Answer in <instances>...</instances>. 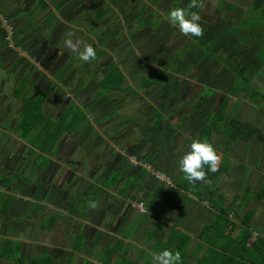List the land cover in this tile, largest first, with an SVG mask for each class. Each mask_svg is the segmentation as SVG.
I'll use <instances>...</instances> for the list:
<instances>
[{"label": "crops", "instance_id": "1", "mask_svg": "<svg viewBox=\"0 0 264 264\" xmlns=\"http://www.w3.org/2000/svg\"><path fill=\"white\" fill-rule=\"evenodd\" d=\"M105 1L0 0V20L4 28H7L10 38L16 40L20 46L16 51L23 58L19 65L27 69L25 85L28 87V93L25 96L27 103L24 101L18 109L19 113L6 116L3 123L7 122V126L1 124L4 130L0 129V215L2 218L7 221L8 216H15L12 221L14 226L19 225L18 228L26 232L30 228V223L33 226L37 224L36 228L40 235V231L44 230L52 233L53 237L57 234L64 236L72 245L69 249H65L67 251L64 257L52 260L53 264H105L107 257L103 251L118 240L126 243V256L120 264H153L149 253L164 250L163 243L176 231L179 235L186 233L190 237L184 248L189 256L186 264L196 262L200 264L207 245L200 241L199 234L204 225L214 217L215 206L224 207L229 211L230 219L236 223L232 231L234 237H239L244 229L241 225L243 213L253 209L254 213L250 221L252 238L248 243L258 234L264 236V206L262 205L264 200L258 202L252 198V195L264 184V171L261 169L263 166L259 160L250 166L236 162L234 157L229 155V173L222 179L215 193L205 191L201 199L178 186V182L184 179V173L179 166L180 159L190 150V144L194 140L185 131L188 126L183 128L180 125L184 119H187V113L172 112L175 122L180 119L179 125L160 136L159 148L154 147L157 145L156 142H152L150 147L154 151H165L164 155L158 153L152 155V159L155 160L152 162L155 166H159L157 171L164 175L163 179L159 177L157 179L156 174L154 176L146 171L141 175L142 177L136 174L137 176L128 179L129 166L123 158L122 163L118 161L114 164V153L110 157L103 158L106 159L105 162L98 163V157L92 154L94 159L89 155V158L87 157L89 162L86 160L82 163L81 160L90 152L86 148L85 138L80 136L82 132L83 134L88 132V128L84 129L86 121L79 127L62 134L54 146L52 156L43 155L47 157L46 162H36V153L38 155L41 153L30 143V139L34 135L38 138L36 134L40 126L28 132L27 140L25 137H20L24 131L18 123L29 102H33L49 88L40 105L43 119L49 117L55 121L74 103V106L78 105L86 111L87 115L90 111L96 113L98 119L101 118L97 110L101 108L104 119L108 120L109 115L105 112H107L108 99H111L109 94L117 92L116 95L119 96L121 92L112 87L102 90L101 82L108 71L117 65L127 77V81L122 84L124 87L126 86L124 83L129 81L128 76L131 70L137 69V66L132 64L128 69L129 72H126L123 65L130 63L133 58L138 60L141 54L145 56L142 59L145 64L150 66L154 64L152 49H149L147 55L141 50L149 44V47L152 46V0H109L113 9H108L104 4ZM33 14H36L35 17L32 16ZM161 34L163 33H160V36ZM146 37L150 41L147 40L148 44L142 45V40ZM69 38L92 44L97 53L96 58L88 63L79 60L78 53L72 52L64 44V41ZM123 38L125 42L122 43L120 40ZM111 46L115 47L113 49L116 51L111 49ZM128 48L131 50L128 51ZM133 48L138 55L133 52ZM145 68L148 69L146 65ZM143 76L148 77L142 75L140 80ZM94 80L97 89L90 93L91 87L88 84L90 82L92 84ZM251 84L256 89H264V65L252 78ZM32 91L36 93L32 94ZM243 97V100L240 98L238 101L249 106L250 110L259 108L264 111V107L255 105L245 96ZM71 99L77 103L72 102ZM94 101H96L95 104H93ZM234 105H237L236 100ZM91 106L100 107L96 110ZM234 107L237 110V106ZM245 121L263 127L252 114L246 116ZM99 123L101 126L108 125L107 121L99 120ZM184 123L187 124L185 121ZM110 133H113V130ZM98 137L100 139L101 136ZM214 137L213 135L212 139ZM177 140L180 144L174 148ZM99 142L98 140L97 145H100ZM238 144L239 142L234 145V148ZM256 144L261 148L260 158L262 159L264 147L261 143ZM180 145L183 146L184 151L178 155L175 150L180 151ZM215 148L220 153L219 148L221 149L222 145L216 143ZM68 149L70 154L66 156ZM99 150L101 147H98L96 153L98 156L101 155ZM116 155L120 158V155ZM98 166H101L102 170L97 173ZM244 171H248L246 177L250 174L256 184L260 181L259 188L255 187L252 190L243 187V182L238 178L241 175L244 179ZM24 176L31 178L26 179ZM116 176V183L107 186L111 178ZM153 176L156 179L152 178ZM66 183L68 184L65 186ZM81 184L83 187H77ZM239 184L243 191L237 190ZM126 185L129 187L124 190L123 187ZM242 194L249 195L247 199H243L242 206L237 212L236 209L240 206H236L239 199L236 198L235 203L233 200ZM12 199H15V203L11 208ZM8 200L10 202L7 205ZM90 201H96L98 207L90 208ZM136 201H143L145 213L131 206ZM75 203L79 206L76 207ZM48 217H54L53 225L50 229H43L42 223ZM2 237L14 238L13 235H2ZM14 239L20 240L21 246L26 240L22 237ZM78 239L83 245L81 250L74 248V241L77 242ZM44 245H46L45 242ZM83 247L88 248L85 254ZM44 253L47 254L46 250ZM22 259L19 263L27 261L26 258ZM113 261L114 259L110 264H113Z\"/></svg>", "mask_w": 264, "mask_h": 264}, {"label": "trees", "instance_id": "2", "mask_svg": "<svg viewBox=\"0 0 264 264\" xmlns=\"http://www.w3.org/2000/svg\"><path fill=\"white\" fill-rule=\"evenodd\" d=\"M160 1L152 0V3L157 4ZM179 4L189 11H198L200 15H203L202 9L189 8L190 0H186L185 5ZM217 9L219 15L216 19L209 20L201 17L200 23L204 29L201 37L186 36V46L174 53L163 64L159 75L153 79L142 77L140 80V85L145 90H149L153 86L159 87L158 102L150 115L152 123L144 132L147 139L153 143L157 142L166 131H171L179 125L180 119L178 122L172 121L174 118L172 112L180 101L181 78L185 76L182 72L185 71L187 75L192 74L190 78L199 85L196 95L188 106L187 126L196 131L193 139H207L215 146V143L210 140L213 135H217L222 145L219 171L211 173L205 166V170L208 171L209 183L196 182L193 184L185 178L178 182L180 188L192 192L200 199L205 191L215 193L222 179L229 173L230 163L227 151L239 140L247 141L255 138L264 147V129L256 124L238 119L235 115V107L230 112L228 123L224 125L231 98L235 97L237 103L243 94L250 102L264 107V89H256L251 84L252 78L264 65V0H248L245 6L240 7H236L235 3L227 0H218ZM168 13H166V19ZM155 29L153 28L152 31ZM126 79V74L116 65L108 71L101 82L102 90L112 87L118 91H131L132 85L122 87ZM48 91L49 88L33 102L28 103L25 113L18 122L24 131L20 137L28 136L29 131L40 126L36 134L38 138L34 135L30 139V143L36 146L44 156H50L62 134L83 124L87 115V112L81 107L72 104L55 121L49 117L43 119L40 105ZM37 142L40 143L37 144ZM261 169L264 171V167ZM143 170L145 169L141 166L140 173ZM141 175L140 177H142ZM116 180L117 176L111 178L106 185L111 186L116 183ZM128 187L129 185H126L123 189L127 190ZM248 195L242 194L234 198V203L236 198L239 199L236 206L240 205L236 211L239 210L243 199H247ZM5 198L7 199L8 196ZM252 198L258 202L264 200V184L252 195ZM253 213V209H248L243 213L241 225L244 229L239 237H234L232 231L236 227V223L230 219L229 211L224 207L215 206L214 217L204 225L199 234L200 241L207 245L200 264H264V236L258 234L248 243L252 238L250 221ZM44 220L42 228L50 229L54 217ZM178 233L176 231L173 235H169L163 243V247L180 251L182 257L180 264H186L189 256L184 248L190 237L186 233L180 235ZM125 244V241L118 240L111 247L105 249L103 251L107 257L104 261L105 264H110L112 259H114L113 264H120V261L126 256ZM4 257L16 262L23 260L20 240L1 236L0 260ZM30 260L32 264L51 262L45 253L39 256L32 255ZM195 264H199V262Z\"/></svg>", "mask_w": 264, "mask_h": 264}, {"label": "rangeland", "instance_id": "3", "mask_svg": "<svg viewBox=\"0 0 264 264\" xmlns=\"http://www.w3.org/2000/svg\"><path fill=\"white\" fill-rule=\"evenodd\" d=\"M227 1L235 3L236 7L245 6V4H247L248 2V0H227ZM179 3H183L185 5L186 0H161L157 4L152 3V26L153 28H156V29L152 31V46L149 47L150 45L149 44L145 46L144 49H141V50L143 54L147 55L148 52L150 51L149 49H152V62H154V64H152L153 66L145 64V62H143L142 60L145 58V56L141 54L138 60L133 58L130 61V63L123 65L124 66L123 69L126 72L127 71L129 72L128 69L131 67L132 64L137 66V69L131 70L130 76H128L129 77L128 83H131L133 85L132 86L133 92L132 91L122 92L120 90L121 92H119V96L116 95L117 92L115 94H109L111 95V99H108L109 102H107L108 104H106L107 112H105V114L108 113L107 115H109L108 120L104 119L102 115L103 109L99 108L100 106H96V107L91 106L92 108H95L96 110L99 108L97 112L99 113L98 115L100 116L101 119H98V117H96L95 115L96 113L94 114V112H91V111L88 115H86V122H85L86 126L85 128L84 127L83 128L85 130L88 128V132L85 134V143L87 144L86 148L90 152L89 154L84 156V158L81 160L83 161L82 163H85V161L87 160V157L89 158V155H90V158L92 157L94 159V156L92 154L98 157L97 159L98 163H100L101 161L105 162L106 159H103V158H106V156L110 157L111 154L114 153L113 154L114 164H117L118 161L119 163H122V158H123L126 162V165L129 166L128 168L129 175L127 176L128 179L133 178L136 174L140 176L141 174H144L145 171L147 173H152V175L154 176L156 174L157 179L158 177L159 179L164 178V175L161 174L160 171H157V168H159V166H155L154 163L152 162V161H155L154 159H152V155L154 153L164 155L165 151L164 150H159V151L152 150L150 148L152 147V141L147 139V136L144 135V132L148 129L149 126H151V123H152V120L150 119L149 115L152 113V111L154 110V106L158 102L157 95L159 92V87L153 86L149 88V90L143 89L140 85L141 84L140 76L146 75L149 78L153 79L154 77L159 75V73L161 72V69L163 68V64L168 59H170L174 53H176L179 50H182L186 46L187 37L184 36L179 31V29H176V26H173L172 24H170V22H168L166 19V13L169 12L172 8L182 7L181 4ZM202 3L204 4V7L201 10V12L203 13L201 17L203 16L204 18L209 19V20L216 19L219 15V11L217 9L218 0H202ZM104 4L106 5L108 9H113V7L111 6V2L109 0L108 1L106 0ZM35 15L36 14H33L32 16L35 17ZM160 33H163L161 34L162 36H160ZM147 36L149 37V33L147 34ZM148 37L142 40V45L144 43L148 44L147 43ZM11 40L12 39L8 35L7 30L4 28V24L0 20V47L2 45L8 47ZM120 41L122 43L125 42V38H123ZM121 42H119L120 46H122ZM164 42L166 45L165 44L163 45ZM110 48L113 49L115 47L111 46ZM102 49L105 52L104 47ZM113 50L116 51L115 49ZM129 50H131V48L130 49L128 48V51ZM133 52H135L134 48H133ZM136 54H134V56H136ZM144 64L148 67L149 70L145 68ZM181 69L183 70V68ZM182 74L185 76L181 78V84H180L181 93L179 95L180 101L177 104L178 106H176V108L173 109V111L176 114L180 112H182V114L189 112L188 106L190 105L193 97L196 95L199 89V85H197L194 82V80L190 78L192 74L187 75L185 74V71L182 72ZM95 80L94 82H92V84L91 82L88 84V86L91 87L90 93H92L94 90L97 89ZM128 83L126 82L124 84L127 85ZM135 91H137V93H135ZM115 95L118 97H116ZM243 96H244L243 94L240 96L242 100L244 98ZM235 100L236 98L234 97L230 102L224 125L228 123L232 107L237 106L235 115L238 119L245 121V117L252 114L253 118H255L256 121L264 127V111H261L259 108L250 110L249 106H247L246 104H243V102L241 101H238L237 105H234ZM71 101L73 102L75 100L71 99ZM95 103L96 101L93 102V104ZM99 120L107 121L108 125L107 126L102 125L104 127L103 128L101 124L99 123ZM187 120L188 119H184L182 121L183 123L180 124L183 128L184 126H187V124L184 123V121L187 122ZM172 121L175 122L174 120ZM5 124L7 126V122ZM5 124L2 123V126L3 125L5 126ZM2 126L0 127V129L4 130ZM181 126H179V128H181ZM81 128L82 127H80V129ZM99 128H101V131H99ZM112 130H113V133H110ZM185 131L188 132L189 137H193L196 134V131L190 128L188 129L186 128ZM97 135L101 136L100 137L101 140L99 139ZM80 136L81 137L84 136L83 132ZM216 136L210 141L214 142L215 144L218 143L220 145L221 140H219L218 136L217 137ZM64 137L62 138V140L64 139ZM25 138L27 140L29 139L28 137H25ZM98 140L100 141L99 142L100 145H97ZM238 142L239 144L235 148L233 146L231 149H228L227 151L228 155H231V157H234L236 162L246 163V164H249L250 166L254 165L259 160L261 162V166L264 167V157L262 159L260 158L261 148L256 144V143H259V141L253 138L247 141L239 140ZM111 143H114V144H111ZM175 143H176V146L174 148L178 147V144H180L179 140H177ZM155 144L157 145H154V147L157 146L159 148V145H158L159 141L156 142ZM98 147H101V150H99L101 154L100 156L96 155ZM182 147L183 146L179 148L180 151L175 150V152H177L178 155L180 152L182 153L184 151L182 150ZM86 148L84 149V153L86 151ZM219 150H220V153L222 154V148L221 149L219 148ZM31 153H36V152H31ZM36 154L37 156L35 160L37 163L47 161V157H44L43 154H41L42 156L38 155V153ZM116 154L120 155V158ZM158 154H156V156ZM147 163L148 164L150 163L149 165H151V167ZM141 166L144 167L145 169L143 170L142 173H140ZM114 167H116V165H114ZM258 167H260V165ZM97 169L99 170V171L98 170L96 171L97 173L102 170L101 166H98ZM82 170L84 171L85 169H82ZM96 172L94 174H96ZM243 174H244V179L242 178L241 175L238 178L241 180V182H243V187L250 188L252 190H254L255 187L259 188L260 181L256 184V181H254L250 177V174L248 177H246L248 175V171H244ZM237 175L238 174H236V176ZM154 176L152 178L156 179ZM21 177H23V175ZM24 177L26 179L31 178L30 176H24ZM124 180H126V176H124ZM67 184L68 183H66L65 186ZM77 187H83V184ZM237 190L243 191L242 186L240 184L238 185ZM14 203H15V199H12L11 208L13 207ZM75 205L76 207L79 206V204L77 203H75ZM141 205L143 209L138 208ZM262 205L264 206V203ZM131 206L134 209L139 210L141 213L146 212L143 201L133 202ZM8 217H7L8 218L7 221H5V219L2 218V216L0 215V238L2 235L3 236L13 235L14 238L22 237L26 239L27 241L24 240L23 245L21 246V257L26 258L27 261L25 263H19L18 261L16 262L12 260H10L11 262L10 261L8 262V258L4 257L3 259L0 260V264H32L30 260L32 255L33 254L38 255V256L42 255L45 252V250L47 252L48 257L51 260V262L48 264H53L52 260L54 259L57 260V259H61L62 257H64L65 251H67L65 249H69L72 245L69 243V241L66 238H64V236H60L59 234L53 237L52 233L41 230L40 231L41 235H40L39 231L36 228L37 224L33 226L29 223L30 228H28L29 230L26 232L18 228L19 225L14 226L12 221L15 219V216H8ZM18 220L19 218L17 217V221ZM27 235L29 236V242H28ZM26 242H28V244H25ZM44 242L46 243V245H44ZM80 243H81V240L79 239L77 240V242L74 241V245H75L74 248L76 250L82 249L83 245ZM86 250H88V248L85 247L84 249L83 247V253L84 252L86 253Z\"/></svg>", "mask_w": 264, "mask_h": 264}, {"label": "clouds", "instance_id": "4", "mask_svg": "<svg viewBox=\"0 0 264 264\" xmlns=\"http://www.w3.org/2000/svg\"><path fill=\"white\" fill-rule=\"evenodd\" d=\"M202 0H190V9H203ZM170 24L178 27L184 36L201 37L204 29L201 15L198 11H189L183 7L172 8L167 17ZM65 46L72 52L78 53V58L83 62H91L96 58V50L92 44L83 43L79 40L74 41L69 38L64 41ZM82 46V50H81ZM221 155L215 146L207 139H194L190 144V150L180 159V170L184 173V178L189 183H209L208 171L216 173L221 164ZM207 166L208 171L205 170ZM89 207H98L96 201H90ZM153 264H180L182 259L180 251L164 249L160 252H150Z\"/></svg>", "mask_w": 264, "mask_h": 264}, {"label": "flooded vegetation", "instance_id": "5", "mask_svg": "<svg viewBox=\"0 0 264 264\" xmlns=\"http://www.w3.org/2000/svg\"><path fill=\"white\" fill-rule=\"evenodd\" d=\"M18 47L20 46L16 40H11L8 47L4 45L0 47V126L6 116L8 117L13 115V113H19L18 109L21 108L24 101L27 103V98L25 97L28 93V87L25 85L27 69L19 65L22 63L23 58L16 51ZM14 58L16 59L13 62ZM35 93V91H32V94ZM83 137L85 138V134ZM69 152L70 150L68 149V153L65 155L68 156L70 154Z\"/></svg>", "mask_w": 264, "mask_h": 264}, {"label": "built area", "instance_id": "6", "mask_svg": "<svg viewBox=\"0 0 264 264\" xmlns=\"http://www.w3.org/2000/svg\"><path fill=\"white\" fill-rule=\"evenodd\" d=\"M3 22H5V20H3ZM139 209H143L142 205L140 207H138Z\"/></svg>", "mask_w": 264, "mask_h": 264}]
</instances>
